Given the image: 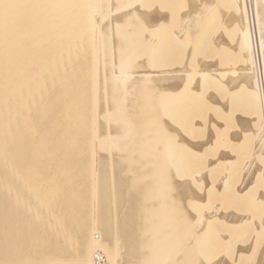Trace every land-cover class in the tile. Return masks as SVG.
<instances>
[{
    "label": "bare ground",
    "instance_id": "6f19581e",
    "mask_svg": "<svg viewBox=\"0 0 264 264\" xmlns=\"http://www.w3.org/2000/svg\"><path fill=\"white\" fill-rule=\"evenodd\" d=\"M172 1L0 0V264H264V0Z\"/></svg>",
    "mask_w": 264,
    "mask_h": 264
},
{
    "label": "rangeland",
    "instance_id": "374dc122",
    "mask_svg": "<svg viewBox=\"0 0 264 264\" xmlns=\"http://www.w3.org/2000/svg\"><path fill=\"white\" fill-rule=\"evenodd\" d=\"M180 1H182V2H184V3H186V5H187V7H186V5L184 4V3H180ZM189 1V2H188ZM199 1V0H198ZM195 0H194V2H193V0L190 2V0H175V1H172V2H169V6H171L172 8L174 7V9H175V11L173 10V13L175 12L176 13V15L178 16V14H179V16H182L183 14H185L186 12H188V7L191 5V6H193L192 4L194 3L195 4ZM174 3V4H173ZM188 3H191V4H189V6H188ZM197 3V2H196ZM182 4V5H181ZM184 5V6H183ZM218 5V4H217ZM216 5V6H217ZM183 6V7H182ZM184 10H183V9ZM219 9H222L223 10V6H222V4L221 3H219V5H218V7H215V9L213 10V12H212V16H217V18H219V19H222V16L220 15V13H221V11L219 10ZM177 10H183L182 11V13L181 12H179V11H177ZM220 11V12H219ZM217 12V13H216ZM216 13V14H215ZM223 15V14H222ZM173 16H174V14H173ZM224 16V15H223ZM203 32H204V34H206V32H207V30L206 29H204L203 30ZM223 37H225V38H227L228 40H231V41H234V39H232V37H233V35L230 33V32H225L224 33V36ZM227 47H228V45H226V47H222L220 50H217L214 54H216V56L215 57H217V58H219L220 57V55L223 53V54H225L226 55V57H225V59L221 62V68L222 69H228L229 67V64H236V62H237V58H235V54H233L232 52H229L228 50H227ZM213 54V53H212ZM212 54L210 53V54H207L206 55V57H212ZM226 78H224V80H225ZM219 93L220 94H222V95H226V93H227V89H226V87L225 86H223L222 84H221V81L219 82ZM208 93V90L206 89V90H204V92H203V95H202V99H204L205 98V95ZM226 98V97H225ZM236 98H240V95L237 93L236 94ZM203 101V100H202ZM205 103V102H204ZM241 106V105H240ZM240 109V110H239ZM239 109H235L234 110V112H236L238 115H246L245 114V112L244 111H242V109H241V107L239 108ZM221 115V114H220ZM219 114H218V110L215 112V108H213V107H210V106H208L207 107V109L206 110H204V111H202L198 116H195V120H191L192 121V125H193V127H194V124H196V121H199V122H204V120L203 119H205L206 118V121L207 120H209V118L210 117H213V118H215L216 120H218V121H224L225 119L224 118H222L221 116H220ZM205 116V117H204ZM207 116V117H206ZM235 117V116H234ZM240 118V117H239ZM230 119V121H231V123L229 124V125H227V127H226V129H225V131H223L222 133H221V135L220 136H217V146L215 147V149L210 153H208L207 154V156L204 158L205 160H202L201 161V163H202V166H205L204 164H206L204 161H206L207 159H214V158H216L217 157V155H218V153L222 150V149H226V150H231V152H232V154L234 153V154H236V148L237 149H241V150H245V147H246V141L245 142H243L241 145H237V147H235V146H231L230 145V142L228 143L227 142V140L229 141V137H230V134H231V132L232 131H234V130H236V129H238V127H237V123H235V121H234V118L232 117V118H229ZM226 121H228V119H226ZM199 129H202V127H200ZM199 132V133H198ZM200 132H202V133H200ZM203 132L204 133H206L205 131H204V129H203V131H201V130H199V131H196V133H195V137H194V139L195 140H198L199 138V140H201V138L203 139V136H205L206 134H203ZM232 148V149H231ZM229 150V151H230ZM249 160H251V152H249L246 156H244V158L243 159H240V161H239V163L237 164V167H240V168H242L243 167V165L245 164V163H248L249 162ZM221 169V168H220ZM220 169H217V171H216V173H215V177H214V179H213V182L214 183H218L219 181H218V179L220 180V177L223 175V171H221ZM240 180H241V174H239V175H237V176H235L234 177V179H233V187H232V190H233V192H234V190L236 189V187H237V185H239V183H240ZM168 191V194L170 193V190L168 189L167 190ZM172 193V192H171ZM215 202H220V201H215ZM234 205L232 204L231 206H228L227 207V209H230V210H235L237 213H240V214H243V215H246V214H249V213H251L249 210H247V209H238L239 208V205H238V203H240V201H239V199H236V197L234 198ZM208 208L209 207H207V208H204V210H206V211H208ZM258 221H259V219H257ZM253 229H254V225H251V229H250V233H252V232H254L253 231ZM222 233L223 234H229L230 235V237L231 238H233L234 239V236H233V230H229V229H225V230H223L222 231ZM262 242H264V237L262 238ZM261 242V243H262ZM235 246L236 245H228L227 243L224 245V247H222L221 249H218L217 251H216V254H215V256L217 255V256H219L220 254H221V252L222 253H224V254H226L228 257H230L231 259L233 258V256H234V251H235ZM215 258V257H214ZM96 260V259H95ZM105 261H106V259H105ZM104 264H105V262H104Z\"/></svg>",
    "mask_w": 264,
    "mask_h": 264
},
{
    "label": "built area",
    "instance_id": "2783aa9c",
    "mask_svg": "<svg viewBox=\"0 0 264 264\" xmlns=\"http://www.w3.org/2000/svg\"><path fill=\"white\" fill-rule=\"evenodd\" d=\"M246 5H247V10L249 11V15L250 16H253V11H254V7H253V0H246ZM252 34H253V38L255 39L256 38V29L254 27V25L252 24ZM255 59H256V63H257V68H258V71H259V61L261 60V57L257 51V47L255 46ZM260 72V71H259ZM96 261H97V264H104L105 262V258L102 256V255H99L96 257Z\"/></svg>",
    "mask_w": 264,
    "mask_h": 264
}]
</instances>
